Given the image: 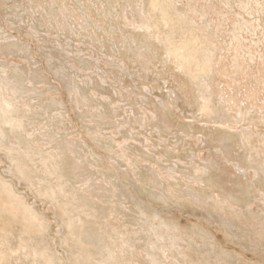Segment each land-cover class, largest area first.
Masks as SVG:
<instances>
[{
	"label": "rangeland",
	"instance_id": "374dc122",
	"mask_svg": "<svg viewBox=\"0 0 264 264\" xmlns=\"http://www.w3.org/2000/svg\"><path fill=\"white\" fill-rule=\"evenodd\" d=\"M0 264H264V0H0Z\"/></svg>",
	"mask_w": 264,
	"mask_h": 264
}]
</instances>
